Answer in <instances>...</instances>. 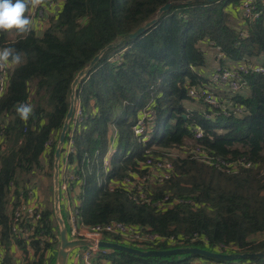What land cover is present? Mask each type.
Listing matches in <instances>:
<instances>
[{"label": "trees", "instance_id": "16d2710c", "mask_svg": "<svg viewBox=\"0 0 264 264\" xmlns=\"http://www.w3.org/2000/svg\"><path fill=\"white\" fill-rule=\"evenodd\" d=\"M48 14V26L25 37L0 33V49L14 48L19 65L10 64L5 91L0 97V231L6 252L0 264H19L7 240L9 207L18 188L26 190L38 175L52 177L53 152L69 104L70 84L77 72L106 44L155 16L159 6L175 1L157 22L134 39H124L107 49L80 80L75 101L82 120L69 123L76 163L82 178L80 216L87 224L120 221L145 226L166 239L141 249L196 246L216 252H256L264 248V73L245 75L237 92L229 97L245 111L237 115L217 109L212 118L189 110L188 85H203L207 78L198 70L206 65L202 45L218 47L219 65L261 56L264 66V22L262 17L244 20L237 7L242 0L212 2L183 0H61ZM260 8L261 1L256 0ZM232 16L236 22H232ZM243 21V23H242ZM241 27V28H240ZM31 104L27 121L16 109ZM151 107L155 119L151 136L142 140L132 126L142 111ZM203 128L194 139L192 126ZM113 127H115L116 132ZM115 135L109 167H102L108 141ZM53 138L43 168L45 143ZM228 160L244 158L251 166L237 171L207 164L192 148ZM177 148L186 156L171 158L172 171L163 182L147 181L143 190L126 188L124 176L148 171L141 166L146 157H161ZM39 182V181H38ZM115 183L112 188L109 183ZM10 183L12 186H10ZM52 194V182L48 185ZM144 193L145 199L139 198ZM137 197L134 199L133 197ZM167 200L164 198L167 197ZM160 201V205L156 203ZM40 235L26 243L16 239L25 264H46L49 237L58 240L52 206L43 207L36 228ZM173 236L174 240L168 238ZM109 237V238H108ZM105 239L119 242L120 237ZM136 246L133 244H126ZM106 257L117 264H191L201 258L215 264H233L192 253L169 256H139L107 248ZM237 264H264V258L236 259ZM55 255L51 257V264Z\"/></svg>", "mask_w": 264, "mask_h": 264}, {"label": "built area", "instance_id": "2783aa9c", "mask_svg": "<svg viewBox=\"0 0 264 264\" xmlns=\"http://www.w3.org/2000/svg\"><path fill=\"white\" fill-rule=\"evenodd\" d=\"M261 1L260 8L257 6L256 0H242L238 5L237 10L240 12L244 20H253L262 17L264 22V0ZM61 0H46L44 5L31 10L29 15L33 21L32 28L37 31L43 30L48 26V14L44 15L43 9L45 11L48 9L57 10L61 6ZM50 14V13H49ZM45 17V20L43 18ZM243 23V21H242ZM241 28V27H240ZM218 52V47H216ZM218 57V54H216ZM9 66L0 69V97L5 91L6 87V74ZM249 73H264V66L260 62L248 58L246 60H241L236 66L232 65H219L216 64L212 69L211 73L207 77V82L203 85H188L187 94L194 101H201L205 104V109L202 111L206 118H212L217 109H221L222 113L228 114L227 109H233L237 115H241L245 110L241 106H234L233 102L229 97L226 98L225 102L228 103L226 107H222V100L220 92L218 90H224L225 93L231 95V93L237 92L241 89L244 83V78L246 74ZM211 88V89H210ZM224 100V99H223ZM155 119V111L151 107H147L145 111L143 110L141 115L136 119L132 126L135 136L141 137L142 140H146L151 136L150 127L152 126V121ZM82 120V112L79 103L74 105V111L71 122H80ZM2 123L0 124V148H3L2 137H3ZM116 132L115 127H113ZM192 135L194 139H200L203 135V128L196 123L192 126ZM113 133L108 141V146L105 153L102 156V167L107 169L110 165L111 158L114 153V143L115 135ZM54 139L50 138L45 143V151L42 155L43 168L46 165V160L48 153L50 151L51 144ZM197 154L199 160L212 164L217 167H223L226 171H237L239 166H251L250 161H246L244 158L238 160H228L221 158L219 156L208 155L203 152L199 147L192 148L190 150ZM74 152V140L72 137V131L69 133L68 139H65L63 149L61 151V158L59 164V195L60 200L64 203L66 208V217L64 218L67 234L70 239H87L91 240L93 243L73 250L70 253V264H117L114 261L106 257L107 247H102L99 242L108 236H117L120 239H125L131 244L136 245L134 247L139 248L144 247L150 243L163 241L166 238L157 232L151 231L145 226H138L135 224H127L120 221H111L107 223L99 224H87L80 216V204L81 198L79 196L80 184L82 178L78 174L79 167L76 163L70 164L68 161V156L70 153ZM171 153L167 151L164 156L152 157L148 156L141 166L146 167L148 171L141 174L139 171L130 172L128 175L124 176L122 179V184L126 188H137L138 190H143L144 184L147 181L151 182H163L169 178L172 171L171 158L176 156H181L175 154L171 157ZM186 156V152L184 151ZM183 156V155H182ZM115 183L110 182L109 187L112 188ZM10 186L12 184L10 183ZM38 180H33L26 190L18 188V192L13 196L17 198L16 203L11 204L9 207V228L7 240L12 251L19 258V264H25L22 255L17 250L16 239H22L26 243V247L29 251L30 256L33 254V249L31 248L30 242L37 240L40 235L37 234L38 222L41 219V213L43 206L41 204L40 198L37 194ZM74 186L78 187V190H74ZM140 199L144 198V193H139ZM136 199L137 197H133ZM168 196L164 199L167 200ZM160 205V201L156 203ZM49 242L52 245L51 249L46 251L45 257H47L46 264H51V257L55 255L56 248L58 245V240L54 236H50ZM169 240H174L173 236L168 238ZM109 241V240H108ZM139 246V247H138ZM222 245L215 248L218 251ZM141 249V248H140ZM6 252V246L4 243L3 235L0 231V261L1 257ZM191 264H206V262L196 261Z\"/></svg>", "mask_w": 264, "mask_h": 264}, {"label": "water", "instance_id": "95a60500", "mask_svg": "<svg viewBox=\"0 0 264 264\" xmlns=\"http://www.w3.org/2000/svg\"><path fill=\"white\" fill-rule=\"evenodd\" d=\"M194 1H205V2H212L215 0H183L180 1L182 3H190ZM175 1H168L164 3L163 5L159 6L156 14L151 19L147 20L137 28H135L133 31L123 35L119 38L118 41L109 42L106 44L103 48H101L98 53H96L89 63L80 69L75 77L73 78L71 84H70V94L68 97L69 104L68 109L65 114V118L63 120V124L61 126V129L58 133L56 145L53 152V160H52V210L53 215L55 218V221L57 223L58 228V245L55 252V262L54 264H68L70 253L80 247L90 245L93 242L91 240L87 239H70L67 234V227L63 218V215L61 213L60 209V195H59V164H60V158H61V151L64 146V142L66 139V134L69 128V123L72 120L73 111H74V105H75V96H76V88L80 80L88 73L90 68H92L95 63L100 59L101 55L109 48L117 46L120 42H122L124 39H134L137 36L141 35L143 32H145L147 29H149L152 25H154L160 15L167 11L170 6ZM99 245L102 247H107L111 249L121 250L125 252H129L135 255L139 256H169V255H175V254H186V253H192L199 256H204L206 258L210 259H216L221 261H230V260H236L239 258H245V257H258V258H264V248L256 251V252H242V253H222V252H216L208 249H203L196 246H182V247H176V248H170V249H140L134 246H129L126 244H122L119 242L114 241H108V240H102L99 242Z\"/></svg>", "mask_w": 264, "mask_h": 264}, {"label": "clouds", "instance_id": "9594fccd", "mask_svg": "<svg viewBox=\"0 0 264 264\" xmlns=\"http://www.w3.org/2000/svg\"><path fill=\"white\" fill-rule=\"evenodd\" d=\"M45 3L46 0H0V33L14 32L25 37L32 31L33 26L30 11ZM20 63L21 56L14 48L0 49V69ZM16 111L22 120L27 121L33 114V107L31 104L22 103Z\"/></svg>", "mask_w": 264, "mask_h": 264}, {"label": "rangeland", "instance_id": "374dc122", "mask_svg": "<svg viewBox=\"0 0 264 264\" xmlns=\"http://www.w3.org/2000/svg\"><path fill=\"white\" fill-rule=\"evenodd\" d=\"M56 8V7H55ZM55 8H53L52 10L51 9H48L47 11H45V8L43 9V12H44V15L47 16V14L49 13H52L54 12ZM43 20H45V17L43 18ZM236 17L232 16L231 18V21L232 22H236ZM41 31V30H39ZM204 47H206L205 45H203ZM216 48H212L211 50V54L209 52L206 53V65L202 68H199L198 72L204 76L205 78H207V75L208 73H211L212 69L215 67H213L211 70L209 69L208 65H210V60H212V55L215 53L216 54ZM208 51V50H207ZM251 59L255 60L256 62H260L261 60V56H252ZM217 60V63L218 64V59ZM227 64L229 65H232V66H236L239 62H234L232 63V61H227L226 62ZM210 71V72H209ZM211 89V88H210ZM228 99V98H227ZM78 103L75 101V104ZM187 108L189 110H198L200 111V107L203 106V110L205 109V104L201 101H194V100H190V102L188 101L187 102ZM169 152H172L171 153V157L175 154H178V155H185L183 154V152L177 148H173V149H170L168 150ZM36 179L39 181L38 182V186H37V194H38V197L40 198V201H41V204L43 207H47V206H52V194H50V190L48 189V185L50 184L51 180H52V177L46 175L44 176V178L42 177V175H38L36 177ZM74 190H78V187L77 186H74ZM61 197V196H60ZM61 199V198H60ZM60 209H61V213L63 215V218L66 217V208H65V205L63 202H61L60 200ZM109 238V237H108ZM121 242H123L124 244H131V242L125 240V239H120ZM193 262H196V261H201V262H206V264H215L213 262H210L205 260V259H201V258H195V259H192ZM237 260H233V264H237Z\"/></svg>", "mask_w": 264, "mask_h": 264}, {"label": "crops", "instance_id": "0c3cea01", "mask_svg": "<svg viewBox=\"0 0 264 264\" xmlns=\"http://www.w3.org/2000/svg\"><path fill=\"white\" fill-rule=\"evenodd\" d=\"M206 45V44H205ZM202 48L205 50V54L207 53V52H209L210 54H211V50H212V48L211 47H209V46H206V47H204L203 45H202ZM208 50V51H207ZM212 60H210V65H208V67H209V69L211 70L215 65H216V63H217V60H216V54L214 53L212 56ZM210 72V71H209ZM209 74L210 73H208V75H207V77L209 76ZM206 76V75H205ZM216 91L217 92H220V96H222L221 95V93L223 94V91L224 90H218V89H216ZM203 111V106L202 107H200V112H202ZM71 262H70V256H69V260H68V264H70Z\"/></svg>", "mask_w": 264, "mask_h": 264}]
</instances>
